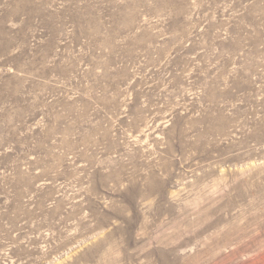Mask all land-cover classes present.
<instances>
[{
	"label": "rangeland",
	"instance_id": "obj_1",
	"mask_svg": "<svg viewBox=\"0 0 264 264\" xmlns=\"http://www.w3.org/2000/svg\"><path fill=\"white\" fill-rule=\"evenodd\" d=\"M0 264H264V0H0Z\"/></svg>",
	"mask_w": 264,
	"mask_h": 264
}]
</instances>
